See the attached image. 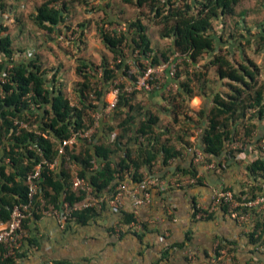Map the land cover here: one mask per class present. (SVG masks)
<instances>
[{
  "label": "trees",
  "instance_id": "obj_1",
  "mask_svg": "<svg viewBox=\"0 0 264 264\" xmlns=\"http://www.w3.org/2000/svg\"><path fill=\"white\" fill-rule=\"evenodd\" d=\"M91 1L41 0L31 13V19L36 26L52 33L66 22L71 5L88 6ZM120 2L135 6L141 12L136 19L129 20L127 32L101 29L103 43L114 54L113 62L103 58L97 67L102 70L101 74L93 62L79 58L76 72L84 79L77 91L80 103L73 104L63 86L57 82V75L49 77L39 57L14 58L13 38L5 25L11 9L8 0H0V224L9 222L15 204L28 201L27 176L44 160L47 163H42L39 191L34 203H45L44 209H47L49 206L60 208L64 201L75 203L85 197L83 190L72 186L71 162L77 166L79 176L89 181L96 195L113 197L123 182L136 186L143 181L146 171L153 172L156 162L161 160L166 165L172 157L180 154L169 139L162 140L163 135L168 134V129H159V113L152 109L146 110L144 103L136 98L138 91H126L124 85L120 86L118 103L112 112L113 122L106 129V137H100L97 119L89 114L90 110L100 111L101 104L103 108L107 106L108 102L102 99L104 87H109L120 75L136 84L138 77L130 73V59L136 53L138 55L134 61L138 62L141 73L146 68L144 58L150 57L151 64L157 65L168 61L171 53L181 54L186 64L201 67L194 73L187 71L184 75L177 68L174 75L167 71L165 77L171 78L176 85V88L170 85L172 89L169 90L168 84L153 75L149 79L152 87L145 88V92L164 90L163 97L169 104L173 121L179 123L180 118H183L182 123L187 129H192L190 126L194 128L193 123L199 126L205 122L201 126L200 148L209 161L222 163L224 156L228 162L236 152L243 151L242 148L228 147L241 138V133L244 136L243 146L257 142L264 153V145L260 144L264 134L254 139L258 122L264 120L261 67L245 53L240 59H235L228 47L229 41L214 31L217 20L244 15V11H237L242 0ZM94 8L103 9V6L98 4ZM144 8L148 11L149 20L159 26V35L170 39L168 49L159 52L154 50L143 20L144 15H141ZM260 34L262 40L259 47H264V33ZM125 46L131 55H127ZM205 56L208 60L201 64ZM210 68H215L216 80L224 81L223 87L210 84ZM92 77H95L100 89L95 88ZM90 93L97 94L98 102L91 103ZM195 95L205 97L208 104L194 112L189 101ZM20 121L27 122L29 126L20 128L17 123ZM91 127L96 129L91 138H82L76 147H67L66 153L59 156L58 148L62 140L76 131ZM112 133L114 137H111ZM184 136L187 133L182 136L178 134L175 139L185 147L194 146L189 139L183 140ZM57 158L59 166L50 167L49 163ZM247 167L250 176L264 177V155L251 161ZM180 170L190 178L197 177L199 173L196 164ZM197 180L202 182L200 176ZM261 194H264V186L253 183L247 191L234 193V196L240 200H250ZM240 208L246 210L244 206ZM194 210L195 215L196 205ZM41 211H34L24 221V227H27L31 217L40 216ZM96 212L97 208L91 207L75 212L72 218L86 222ZM122 214V222L135 220L133 213L122 211ZM254 228L252 240L260 244L263 236L257 235V231H264L261 219H256ZM6 252L7 249L1 246L0 264H17L19 249L12 255H6ZM55 264L73 263L56 261Z\"/></svg>",
  "mask_w": 264,
  "mask_h": 264
},
{
  "label": "crops",
  "instance_id": "obj_2",
  "mask_svg": "<svg viewBox=\"0 0 264 264\" xmlns=\"http://www.w3.org/2000/svg\"><path fill=\"white\" fill-rule=\"evenodd\" d=\"M31 50L21 53L19 59L33 57ZM48 76L52 74L48 72ZM61 80L59 77L57 82L61 84ZM172 81L169 77L164 79L166 85L174 87ZM163 91L146 92L144 99L137 96L146 110L152 109L159 113L161 131L177 124L172 119ZM74 92L78 98V92ZM103 92L104 102L113 99L107 97L109 87H104ZM207 104L206 98L201 95H195L189 101L194 112ZM104 110L101 104L100 111L96 112L102 138L108 135L106 129L113 122L112 114L106 115ZM193 125L196 130H191L195 134L185 137L194 147L200 148L201 126L205 122L199 126L195 123ZM262 134L263 121L258 122L254 139ZM163 136L162 140L169 139L171 144L177 146L180 154L172 157L166 165L159 160L153 166L156 183L151 186V201L148 204L133 212V197L127 195L120 209L105 203L86 222L72 219L65 226L53 215L42 213L31 217L27 227H24L25 236L17 264H55L56 261H69L73 264H264V231H257V235L263 236L260 244L253 242L251 237L256 219H261L264 226V206L253 208L248 217L241 219L238 213L246 210L237 208L236 214L228 203L215 201V194L219 190L240 194L253 183L264 186V177L254 176V179L247 167L251 161L264 155L259 144L250 143L243 151L236 152L228 162L224 156L222 163L215 159L218 164L215 162L214 169L198 165L202 182H192L180 169L195 164L194 153L176 140L175 136ZM260 144L264 145V138ZM129 186L134 187L130 183ZM194 205L206 209L207 216L196 218ZM122 211L136 215L142 223V229L131 227L133 221H120ZM118 222L124 228L122 231L115 229ZM191 254L194 259L190 257Z\"/></svg>",
  "mask_w": 264,
  "mask_h": 264
},
{
  "label": "rangeland",
  "instance_id": "obj_3",
  "mask_svg": "<svg viewBox=\"0 0 264 264\" xmlns=\"http://www.w3.org/2000/svg\"><path fill=\"white\" fill-rule=\"evenodd\" d=\"M8 3L11 14L5 19V25L8 26L13 38L14 58L19 59L21 53H28L31 48L33 55L40 58L41 64L50 74H56L57 79L61 77L62 80L59 82L63 86L65 93L74 103L76 101L80 103V99L79 97L76 98L77 96L74 95V91L77 92L80 89V85H82L81 81L84 79L76 72L79 58L88 59L89 62L95 64L96 68L101 65L103 58H107L110 62H113L114 54L103 43L101 29L127 32L129 20L136 19L141 12L135 6L123 4L120 0H104L103 2L92 0L88 6L74 4L69 8L66 22L60 24L55 32L50 33L36 26L31 19V13L34 12L35 6L41 3V0H8ZM98 4H101L103 9H95L94 7ZM12 6H14L13 9ZM237 11L238 13H242L243 11L245 13L244 15L238 14L235 18L226 16L217 20L214 25V31L229 41L228 47L233 51L235 59H240L244 53L247 57L254 59L260 65L261 77L264 79V47H259L262 40L260 39V33H264V0H242L240 5H238ZM147 13L148 11L144 8L141 15H144L143 20L148 27L147 32L151 36L154 50L159 52L168 49L167 47L171 42L170 39L162 38L159 35V26L149 20ZM125 51L128 53L127 55H131V52H128L127 46H125ZM137 55L138 53L132 55V59H130V73L135 74L136 78L141 73L137 67L138 62L134 61ZM207 60L208 57L205 56L201 60V64ZM168 61L174 64L183 75L187 71L194 73L201 69L199 66L186 64L183 56L179 53H171ZM97 70L100 74L102 73L100 68H97ZM209 73L210 84H216L217 87L224 86V81L216 80L215 68H210ZM156 74L159 77H157L159 81L163 83L166 75L163 72H157ZM122 76L120 75L109 85L107 97L113 98L112 92L116 85L118 87L124 85L123 87L129 88L131 92L138 91L136 95L144 99L146 95L145 88L135 87L132 81ZM91 79L93 85L96 84L95 88L97 90L100 89V86H97L98 82L95 77ZM171 86L167 90L172 89ZM91 94V103L98 102L97 94L93 93L96 96L95 98ZM89 114L93 119H97L98 115L96 112L90 110ZM179 121V123L168 128L166 137L171 138L178 134L182 136L185 133L189 134V136L195 134L194 130L196 129H187L188 127L182 123L183 118H180ZM190 127L193 128L192 126ZM113 135L112 133L111 137H114ZM243 137V133H241V138L236 142L241 143ZM184 139H186L185 136L183 137ZM229 145V148H231L233 143ZM233 149H241V147ZM59 163L60 161H58L54 168L58 167ZM69 166L72 172L77 168L73 162Z\"/></svg>",
  "mask_w": 264,
  "mask_h": 264
},
{
  "label": "built area",
  "instance_id": "obj_4",
  "mask_svg": "<svg viewBox=\"0 0 264 264\" xmlns=\"http://www.w3.org/2000/svg\"><path fill=\"white\" fill-rule=\"evenodd\" d=\"M143 62L146 64V68L140 73L137 78L135 87H142L146 89H150L152 84H150L149 79L152 78L153 75H157V72H163L164 74L169 71L171 75H174L176 71V67L170 61H163L157 65L151 64L150 57L144 58ZM160 76V75H159ZM158 77V76H156ZM159 78V77H158ZM4 80V79H3ZM126 91H129V88H125ZM120 92V87L117 85L113 88V99L108 102L105 107L106 115L112 114L118 103V95ZM92 97H96L93 93ZM95 102V101H94ZM73 104H78L73 103ZM20 128H27L29 125L25 121L17 122ZM95 127H91L85 131H76L70 137L61 141L58 153L60 155H64L66 153L67 147H74L78 145L80 140L83 138H91L93 132H95ZM234 148H245L243 143L234 142ZM194 153V162L195 164L202 165L206 169H214L216 168L215 161H209L206 157V154L203 149L197 147L189 148ZM59 161L57 158L54 162L49 163L50 167H55ZM42 163H47L46 160L37 164L32 172H30L27 176V185H28V201L24 203L15 204L12 213L11 219L7 223L0 224V247H4L7 249L6 255H12L16 250L20 249L23 238L25 236L24 230V221L34 214V211H40L42 209V213L49 214L55 216L59 223L62 226H65L69 220L73 219V215L75 212L91 208V207H102L105 203H109V205L115 207L117 210L123 206L124 198L127 195H131L134 201V211L136 212L138 207L142 205H146L151 201V186L156 183V178L153 173H145L144 179L141 183L134 187H130L128 182H123L117 187V192L113 195V197H104L98 196L95 194L92 185L89 181L83 177H80L78 174V168L73 171L72 178V186L74 189H81L85 192V197L75 203H70L68 201H64L61 204L60 208L49 206L47 209L45 208V203H41L37 205L34 203L36 195L39 191V179L42 171ZM97 165L95 164L94 167ZM201 174L198 173L197 177L190 178V181L196 182L198 176ZM216 203L226 202L231 207V210L238 213L236 211L237 208L244 206L246 211L242 213H238V216L241 219H245L251 214V210L258 206H264V194L257 196L254 199L250 200H240L237 199L231 191L227 190H219L215 194ZM197 211L195 213V217L200 219L206 217L208 211L206 209L197 206ZM195 211V210H194ZM135 220L131 223V227L135 226L136 230L142 229V223L137 219L136 215H134ZM120 223H116L115 229L117 231H122L124 228L119 225ZM192 259H194L193 254L190 255Z\"/></svg>",
  "mask_w": 264,
  "mask_h": 264
}]
</instances>
